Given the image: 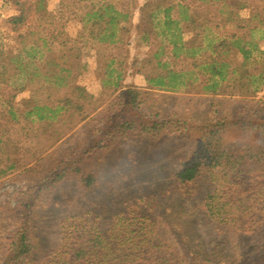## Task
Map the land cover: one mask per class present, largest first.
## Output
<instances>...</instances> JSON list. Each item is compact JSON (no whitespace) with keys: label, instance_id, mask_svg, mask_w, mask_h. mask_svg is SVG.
<instances>
[{"label":"rangeland","instance_id":"obj_1","mask_svg":"<svg viewBox=\"0 0 264 264\" xmlns=\"http://www.w3.org/2000/svg\"><path fill=\"white\" fill-rule=\"evenodd\" d=\"M110 1L118 9L128 8L127 32L122 33L117 43L101 44L96 37L89 36L92 27L86 17L89 8L99 4L97 0H42L40 4L37 1L27 4L23 7L26 19L17 26L18 31L11 30L7 21L20 13V5L0 0V63L19 53L24 58V48H29L25 51L35 57L24 58L18 69L12 62L4 74L0 73V169H4L0 175V264H7L12 254L10 241L22 226L20 216L26 214L38 247L22 264L72 263L62 246L66 235L70 243L76 238L78 245L91 244L94 234L98 241L108 235L107 247L115 262L128 260L124 251L131 252L129 231L136 227L130 225L126 215H133L125 208L133 197L153 206L152 210L145 205L149 220L140 225L146 229L142 264H247L249 257L258 254L264 244V226L250 224L262 215L260 222L264 223V174L259 176L251 168L249 173H237L236 179L230 177L233 173L229 170L228 175L215 170L214 175L207 173L199 178L192 192H185L176 186L173 174L197 148L193 131L165 132L157 138L129 135L116 137L108 145L102 142V147L92 148L89 158L84 160L86 171L96 180L94 187L84 188L79 180L67 181L56 187L53 204L46 205V201L40 200L33 203L38 189L57 173L62 160L75 158L81 148L84 151L91 142L105 139L103 127L111 114L130 113L124 106L125 111L120 110L118 104L108 108L120 90L144 88L141 87L147 85L144 76H154L162 69L157 60L174 69L191 68V50L185 51L193 42L201 44L197 58L202 60L210 52L205 46L207 42H215L231 32L238 36L242 33L238 20L223 19L226 5L231 8L236 0H225L223 7L220 2L208 0H163L161 6L172 4L169 16L177 21L180 38L185 43L182 53L174 57L163 13L155 11V2L159 0H149L143 12L145 0ZM151 12L155 13L154 29L148 18ZM189 15H195V24L186 20ZM204 24L208 29L203 31L201 42ZM174 27L172 24L171 28ZM145 31L149 33L147 41L141 38ZM52 36L59 41L68 39L67 48L76 46L77 51L58 46V41L53 40L51 50H46V38L51 40ZM258 47L263 51L259 59L262 63L264 39L258 41ZM158 51L162 53L154 57ZM73 52H78V56L74 57ZM234 62H241L239 55ZM58 64L69 68V72H58V76L67 84L82 86L92 96L86 100L89 108H97L81 122L77 115L73 119L59 115L53 121L38 119L35 114L25 116L35 104L46 105V82L57 81ZM20 70L23 71L19 74ZM117 76L118 87L114 91ZM197 78L202 79L200 73ZM67 88L54 90L50 98H57ZM154 92L157 95L144 96L148 100L141 105L143 112H176L198 120L210 119L215 114L229 122L249 116L253 110L258 114L264 112V88L252 95H213L200 91L199 87L188 92ZM47 121L51 125L46 130ZM53 128L58 137L52 134ZM225 139L227 148L236 149L242 148L250 136L231 125ZM123 237H127L126 242Z\"/></svg>","mask_w":264,"mask_h":264},{"label":"trees","instance_id":"obj_2","mask_svg":"<svg viewBox=\"0 0 264 264\" xmlns=\"http://www.w3.org/2000/svg\"><path fill=\"white\" fill-rule=\"evenodd\" d=\"M14 3L20 5V13L12 16L8 19V23L12 25L11 30L18 31L17 26L22 24L26 17L24 15V6L29 4H35L36 1L40 4L42 0H12ZM47 1V0H46ZM99 4L92 5L89 11L86 12L88 21H91L92 29L89 30V36L91 38H97L98 43L110 44L117 43L121 40L122 33L127 32L125 26L128 17V8L118 9L110 0H97ZM163 0L156 1L155 11L161 10L163 13V24L166 32L168 33V42L171 46L170 53L174 57H177L179 53L185 47V43L180 38V31L177 28V21L169 16V11L172 9V4L161 6ZM211 2H220L223 7L225 0H208ZM225 4V3H224ZM149 5V0H145L141 10ZM27 10V9H26ZM239 12V16L236 17V13ZM240 12H245L242 15ZM223 19L225 21L238 20V27L242 30L241 35H237L235 32L229 33L226 37L218 38L215 42L212 40L205 44L210 49L209 54L202 60H199L197 51L202 48L200 43H192L191 47L185 52L191 50L190 60L191 68L189 69H174L166 65V62L157 60V66H161L160 72L154 76H144L146 86L144 88H129L120 90L115 97V100L109 104L108 108L112 109L116 104L120 105L122 111L125 108L130 111L129 114H111L107 120V126L103 127L104 135L103 140H96L91 142L87 149L81 150L77 154V148L72 153L77 154L75 158H67L66 162L62 160L57 166V173L52 176H46V185L41 186L33 198V203L37 201H46V205H51L53 201L52 194L56 187L67 181L79 180L80 184L84 188L94 187L96 180L91 172L86 171L84 160L89 158L91 149L94 147H100L102 145L111 144L116 137H126L131 135L132 137H152L157 138L167 133H186L195 132L197 136V148L189 156V158L174 171V183L176 186H180L185 192H192L196 181L203 177L205 174L214 175L217 171H225V173L231 172V178H236L237 173L250 172L251 168H255V172L259 176L264 174V112L260 114L257 111H252L249 116H240L232 122L227 121L224 117H218L215 114H211L210 119L198 120L191 119L189 116H184L179 113L163 114L158 111L143 112L141 105L147 101L144 96L157 95L156 91L163 92H177V91H190L199 87L200 91L210 93L213 95H252L256 93L260 88H264V61L260 62L262 50L258 47V41L264 39V0H236L235 6L228 7L226 5ZM150 17L149 23L152 26L155 20V13L148 14ZM154 18V20H153ZM186 20L190 24H195L197 18L195 15L187 16ZM148 23V20H146ZM174 24V28L171 25ZM201 39H203V31L208 29L205 24L202 25ZM96 32V33H95ZM155 32V31H154ZM60 34L61 32H57ZM199 33H197L198 35ZM20 35V33L18 34ZM149 33L147 31L142 34L141 38L145 41L148 40ZM52 40L58 41V46H64L67 48L68 39L65 41H59L57 36H52L51 40L46 38V50L50 51L52 48ZM44 41V40H43ZM76 46H70L67 49L74 50ZM29 48H24L26 57H31L30 51H25ZM78 49V48H77ZM76 49V51H77ZM30 50V49H29ZM258 52V53H257ZM74 57L78 56V52H73ZM162 52L158 51L154 54V57H158ZM257 53L258 55H254ZM239 55L241 62L235 63L234 57ZM260 55V56H259ZM64 54L59 56L62 58ZM9 58V59H8ZM6 58L0 63V73L4 74L5 71L10 68V64L14 62L13 67L15 69L20 68L23 64V56L21 53L12 55ZM35 58V57H31ZM262 58V57H261ZM17 62V65H15ZM47 63V62H46ZM260 63V65H259ZM59 65V64H58ZM56 66V64L54 65ZM67 70L69 68H61L55 73L57 81L46 82V105L35 104L26 115L35 114L38 119H46L48 121L56 120L59 115H65L66 118L73 119L77 115L78 120L81 122L88 118V116L94 112L97 108H89V103H86L88 98H92L84 91L82 86L70 85L65 83V79L62 76H58V72ZM23 70H20V74ZM201 74L202 79H198L197 75ZM53 76H46V80ZM26 79V78H25ZM118 76L114 82V91L118 87ZM200 80L198 84L197 81ZM64 82V83H63ZM63 83V84H62ZM194 84L197 86L195 87ZM21 85V84H20ZM68 86V88H67ZM23 87V86H22ZM22 87L20 89H22ZM60 87L67 88L65 92L62 91L57 98H50L54 90H59ZM16 88V87H15ZM120 98H122L120 101ZM127 98L128 100L126 101ZM118 100V102H117ZM124 106V107H122ZM264 111V110H263ZM46 122V130L50 127V123ZM231 125H236L242 133L250 136V140H246L243 143V147L232 149L227 148L225 134L230 129ZM43 129V128H41ZM52 134L54 137H58L59 133L53 128ZM61 137V136H60ZM59 137V138H60ZM58 138V139H59ZM1 142V140H0ZM102 147V146H101ZM87 155V156H85ZM68 162V164H67ZM215 170H217L215 172ZM4 173V169H0V175ZM210 194H208V198ZM53 201V202H52ZM143 201V202H141ZM224 203V202H223ZM144 204V205H143ZM31 204H27L25 209L30 208ZM153 206L149 201H144L138 198H131L126 203V212L133 216L128 217L130 225L135 226L129 231L132 240L131 252H127L128 260L122 262H115V258L112 257L113 253L107 247L110 244L109 236L105 235L102 241H98L99 237L94 234L91 238L93 242L85 245H78L75 238L73 243L69 242V236L63 240V247L68 252L67 257L71 259L72 263L66 264H142L141 256L144 252L143 248L146 244L143 243V234L145 233L141 229L140 225L149 220L148 210ZM133 208L136 209L134 212ZM138 208V210H137ZM210 209V204H209ZM211 211V210H210ZM211 213V212H210ZM135 214V215H134ZM213 215V214H211ZM123 216V215H122ZM123 216V219L126 218ZM121 218L122 217H118ZM263 215L257 221L251 223L255 225L261 223L260 220ZM21 225L20 228L14 233L12 240L10 241L11 256L8 258L7 264H22L28 260L33 252L37 249L38 243L30 232L31 220L28 214L20 216ZM19 219V220H20ZM247 231V230H246ZM252 233V232H251ZM128 239H130L128 237ZM124 242L126 239L123 237ZM260 247V245H259ZM121 253V251H119ZM251 260L247 264H264V244L258 254L249 257ZM67 260V259H65ZM65 261H63L64 263ZM145 263V262H144ZM55 264V261L52 263ZM160 264H164L161 262Z\"/></svg>","mask_w":264,"mask_h":264}]
</instances>
